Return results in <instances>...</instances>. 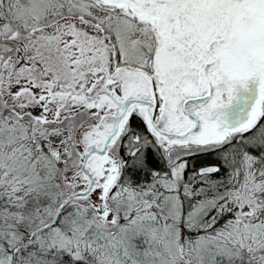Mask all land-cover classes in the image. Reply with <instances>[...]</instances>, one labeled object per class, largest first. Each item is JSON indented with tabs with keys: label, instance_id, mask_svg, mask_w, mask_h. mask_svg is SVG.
Returning a JSON list of instances; mask_svg holds the SVG:
<instances>
[{
	"label": "snow or ice",
	"instance_id": "obj_1",
	"mask_svg": "<svg viewBox=\"0 0 264 264\" xmlns=\"http://www.w3.org/2000/svg\"><path fill=\"white\" fill-rule=\"evenodd\" d=\"M0 264H264V0H0Z\"/></svg>",
	"mask_w": 264,
	"mask_h": 264
},
{
	"label": "rangeland",
	"instance_id": "obj_2",
	"mask_svg": "<svg viewBox=\"0 0 264 264\" xmlns=\"http://www.w3.org/2000/svg\"><path fill=\"white\" fill-rule=\"evenodd\" d=\"M250 89L252 88V85H249ZM247 96V93L243 94ZM243 101H241L238 105H234L232 111H239V109L243 108Z\"/></svg>",
	"mask_w": 264,
	"mask_h": 264
}]
</instances>
